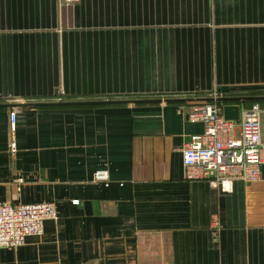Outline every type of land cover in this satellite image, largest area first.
<instances>
[{"label":"crops","instance_id":"1","mask_svg":"<svg viewBox=\"0 0 264 264\" xmlns=\"http://www.w3.org/2000/svg\"><path fill=\"white\" fill-rule=\"evenodd\" d=\"M239 95L264 137V0H0V199L58 211L0 264H264V162L185 176L198 100L9 104Z\"/></svg>","mask_w":264,"mask_h":264},{"label":"built area","instance_id":"2","mask_svg":"<svg viewBox=\"0 0 264 264\" xmlns=\"http://www.w3.org/2000/svg\"><path fill=\"white\" fill-rule=\"evenodd\" d=\"M74 3L77 0H62ZM262 105L254 101L241 111L240 121L226 118L217 100L191 102L186 113L201 120L204 129L191 134L182 147L185 176L205 179L213 186L231 190L236 179L256 181L264 162ZM16 111L11 112V127L15 129ZM11 150H16L12 140ZM97 179L108 180L107 169H99ZM53 201L12 202L0 199V247H17L31 234H42L44 222L57 218Z\"/></svg>","mask_w":264,"mask_h":264},{"label":"water","instance_id":"3","mask_svg":"<svg viewBox=\"0 0 264 264\" xmlns=\"http://www.w3.org/2000/svg\"><path fill=\"white\" fill-rule=\"evenodd\" d=\"M253 96H203V97H151V98H95V99H72V100H50V101H31V102H11L10 105L28 104V105H62V104H84V103H117V102H138V101H192V100H244ZM255 98L259 96H254ZM223 112L226 118L240 121L241 105L239 102H226L223 105Z\"/></svg>","mask_w":264,"mask_h":264}]
</instances>
